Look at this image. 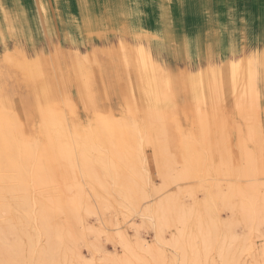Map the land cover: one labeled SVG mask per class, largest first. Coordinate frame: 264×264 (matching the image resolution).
Instances as JSON below:
<instances>
[{"label":"rangeland","instance_id":"1","mask_svg":"<svg viewBox=\"0 0 264 264\" xmlns=\"http://www.w3.org/2000/svg\"><path fill=\"white\" fill-rule=\"evenodd\" d=\"M73 1L77 4L76 9L71 10L73 9L70 7L71 5H66V11L74 12L79 17V23L75 24L77 29L80 28L76 39V49H70L63 36V30H61L56 15L57 0H8L11 5L10 14L18 24V36L13 39H5L3 43L0 40V132L3 136L7 135L6 141L9 144V139L14 138L11 133L16 129L14 135H19V142L27 144V150L30 149L31 153L28 152L29 150L26 151V148L19 149L18 143L11 146L7 144L10 147L9 150L5 143L0 142V199L5 201H13L19 197H21L19 199H23V197L26 199L30 194L31 196L28 198H33L29 200L36 199L35 201L38 200V202L42 200L51 205H57L58 200L61 201L64 205L62 210L68 211L66 212L68 214L66 215L61 210L53 218V222L57 223L62 230H70V232L68 248L59 250L56 254L58 264H154L156 256H161L159 264H264L263 203L256 204L255 212H259L260 218L255 221L252 217L253 210L248 211L249 215L246 219H243L241 214L233 208L235 213L230 210V206L241 204L243 197L240 193L243 190H247L250 186L253 188L252 184L254 183L259 185L264 183V67H257L253 76L249 74V69L247 71L244 68H240L241 71L230 69L226 79L222 72L216 73L221 67L219 62H223L221 44L224 39L230 46L227 54L229 60H236L238 57L237 60L241 58V61L239 60L241 63L244 54L252 53L260 40L264 41V0H152L155 6H158V11L155 9V13H157L156 16L160 19L163 28L174 37L167 44L164 43L167 49L164 44L161 47L158 43H150L152 55L163 63L165 69L167 67L165 73L168 71L172 77L169 81L171 84L168 81H162L165 80V74L163 75L164 79H162L163 76L159 77L161 81L158 79L154 82L155 84H149V92L147 88H141L138 83V64L135 55L121 50L119 41L109 31L114 29V25L111 27L112 25L107 19L115 4L114 0ZM123 1L127 2L128 0ZM136 1L139 4L138 7L141 8L143 0ZM187 9L198 10V14L203 13L204 16L202 19L205 21L202 28L197 25L193 33L186 31ZM97 14L104 18L101 26L95 22ZM149 24L148 27L151 29V24ZM162 36L164 34L161 32L160 41H162ZM4 45H7L8 48L7 46L4 48ZM98 47L100 48L98 49ZM178 48L179 52L177 53ZM5 50L7 55H5ZM122 54L124 55L122 56ZM10 55L11 58H8ZM88 60L91 61L88 62ZM262 62L264 66V61ZM181 69L182 71L184 69L183 73ZM244 70L248 75L245 73L243 75H247L248 78L243 77L242 71L244 72ZM39 78L42 81L44 79L45 86L43 82L41 84L46 87L45 91L49 93L48 98H40L39 101L46 112H49L50 118H53L54 122V128H50L47 133L43 132L42 128H44V122L47 126L48 117H43L42 113L44 112L41 111L43 108L41 106L39 108L33 98L35 93H32L34 86H37L38 89L42 87ZM243 78L244 80H242ZM245 80H248V83ZM243 81L245 87L247 86L246 89L243 88ZM158 82L167 85L168 90ZM48 83L50 86H53L54 83L53 87H56L54 90L56 93L52 91L54 88L48 86ZM160 85L161 88H159ZM151 91L156 92L152 94ZM53 98L55 100H52ZM33 103L34 106L31 105ZM74 105L75 107L72 108ZM62 106L64 107L62 108ZM59 112L63 113V116H60ZM102 115L105 117L100 119ZM66 116L67 118H64ZM123 116L124 118L121 119ZM205 116L206 119H204ZM167 117L169 121L166 119ZM121 120H125V122H121ZM112 121L115 122L114 128L121 129L123 127L122 131L114 129L115 134H111L113 126L111 127L109 124L108 127V122ZM179 121L182 126L177 124ZM65 123L67 128L63 126ZM119 123L124 124L120 126ZM130 123H133V126L132 124L129 126ZM135 123L139 129L137 134ZM167 123L170 126L168 128ZM171 123L173 126L177 124L175 128L178 129L171 127ZM210 123H212L211 126ZM161 124L162 126L164 124L167 136H169L168 133L170 134L168 139L163 137L164 142L160 141L162 136H166L164 133L162 136L160 134L163 131ZM94 128L97 133L94 132ZM169 128L170 130L167 132ZM205 128H208L206 129L208 131ZM174 129L175 132L172 131ZM124 130H127L125 133L128 134L125 135H128L127 137L130 139L125 138ZM178 130L181 131L178 132ZM181 132L183 135L180 134ZM85 134H89L88 137ZM177 134L183 138H178ZM119 135L120 137H118ZM173 135L177 137L174 139H178V142L173 139ZM204 135L206 136L204 137ZM143 137L144 139H141ZM118 139L123 144V146L120 145L123 147L124 155H127V159L124 157V161L123 157L120 158L124 155L123 152H120L122 147L118 145ZM182 139L183 143H186L185 147L183 143H179ZM141 140H143V147ZM165 140L170 144H166ZM164 144L166 146H163ZM192 144L195 147L192 148ZM161 147H166L165 152L167 153L163 152L164 149ZM191 148L192 150L195 148L194 152ZM187 149L190 150V154L192 152L193 157L190 156ZM110 150L114 152L113 157L109 153ZM116 150L122 155H115ZM101 151L104 153L99 154ZM128 151L130 156H134L135 159L127 154ZM134 152H139L136 154L139 159L133 154ZM156 155L159 159L156 158ZM81 156L83 158L89 156L88 161L86 159L84 161L88 162L87 165L91 163V167L87 166V168L86 164L83 165ZM93 157H96V161ZM163 157L170 159L164 160ZM194 157L199 158L200 161ZM38 160L41 162L43 160L42 165ZM129 160L133 165L131 169L128 167L131 164ZM102 161L104 163L109 161V165ZM190 161H194V163ZM92 163L99 168L97 169ZM34 164L37 165V168ZM159 164H162V168L166 165V168L162 169ZM193 164H197L196 166H199L200 170L193 167ZM38 165H40V169H38ZM114 165L115 167H113ZM102 166H104L103 169ZM112 167L116 168V171ZM86 168H91L93 172L89 171L90 169L84 171ZM30 169L32 173H30ZM101 170H104L103 173ZM84 173L91 176H86ZM28 175H30V179ZM92 176L96 180L90 178ZM12 179L15 180L11 182ZM19 180L22 182L23 191L22 188L21 192L17 188V192H20L17 194L11 191L7 184L15 183L20 188ZM134 180L137 182V186L141 184L139 192H137L139 186L136 188L135 183H130ZM96 181L107 184L108 187L113 186L110 189H113L114 193L107 190V187L106 192L109 195L105 194L103 188L106 186H102V183H98L101 185L98 186ZM118 181L125 185L129 183V188L123 184L119 185ZM110 183L114 184L110 185ZM23 184L26 186L25 188H28L24 190ZM89 184L93 188H90ZM247 184L249 187H246ZM258 184H256L257 187ZM32 185L35 187H32L34 189L31 191ZM233 185L241 186L240 188H244L245 185V189L237 187L241 192L239 193L237 190L236 193ZM256 185L254 186L256 187ZM99 187H102V190ZM133 187L137 191L131 190L133 193L130 194L131 191L127 189H133ZM257 187L255 189H258ZM260 187L259 194L264 193L263 187L260 193ZM116 188L118 189L116 190ZM75 190L79 193L78 195L75 194ZM60 193L61 196H59ZM110 193L116 195V201L122 200L120 201L122 203H116ZM70 194L74 196L73 198L80 196L77 198L78 201L75 198L77 206L72 203L74 200L71 199ZM133 195L136 197L133 198ZM66 196L68 198H65ZM101 196L104 199H101ZM209 197L215 198V209ZM64 198L70 200L68 208ZM80 198L83 202L81 205L78 203ZM106 198L107 201H105ZM135 198L139 200L136 201ZM213 198L212 201H214ZM224 198L231 199L229 207H224ZM168 199L172 203L178 202L175 205L182 207L180 214L183 216L187 213L191 214L195 221L196 218L202 216L203 224L197 226L195 221H190L191 223L186 221L188 224L186 225L184 222L186 219L174 212L176 207L174 204V206L169 205ZM173 199H175L174 202ZM129 200L133 204H130ZM110 201L113 202L109 205ZM38 202L32 204L36 209L39 207ZM163 202H167L168 209L171 210L172 207L175 209L171 211L167 209L162 213L160 209L165 208V205L161 204ZM114 203L115 205H113ZM72 204L76 206L75 211L77 209V213L73 209L77 218L74 220L75 223L71 222L73 212L70 210L75 207ZM205 206L212 208L216 215L208 209L207 212H211L208 215H212V217L204 212L201 213L202 209L205 210ZM69 207L71 208L69 209ZM157 208H159V212L156 210ZM229 212L232 214L230 215ZM195 213L200 215L195 216ZM15 214L17 215L14 217L16 221L19 218L23 219L20 213ZM215 216L216 219H214ZM0 220L4 223V229L0 231V244L4 246L20 244L25 247L22 257L12 259V264H45L41 260V251L47 244L46 239L44 236L38 235L34 223L26 222L23 219L24 225H20L21 228L18 229L11 222V215L5 214L3 218L0 217ZM206 220L208 221L206 222ZM222 222H225V226ZM29 230L34 232L31 248L25 244L27 237L24 232Z\"/></svg>","mask_w":264,"mask_h":264},{"label":"bare ground","instance_id":"2","mask_svg":"<svg viewBox=\"0 0 264 264\" xmlns=\"http://www.w3.org/2000/svg\"><path fill=\"white\" fill-rule=\"evenodd\" d=\"M57 8H55L56 9V15H57V17H58V20H59V22H60V27H61V30H63V36H64V38L66 39V41H67V46L71 49H76V45H77V35H78V31H79V29H77V27H75V24L77 25L78 23H79V17L73 12V13H71V12H69V11H66V5L67 6H70V7H72L73 9H71V10H74V9H76L75 7H76V3L73 1V0H57ZM114 5H113V7H112V10L110 11V14H108V20L110 21V24L112 25L111 27H113V25H114V29L112 28V30H109V31H111L112 32V34L116 37V40L117 41H119V47H120V49L121 50H123L125 53H128V52H130L131 54L133 53L135 56V58L137 59V64H138V71H137V78H138V83L140 84V87L141 88H143V89H145V88H147V90H148V92H149V84L150 85H152V84H155L154 82H156V81H158V79H160L159 77H161L162 78V76L165 74L166 75V77H165V80H162L163 82H165V81H170V79H171V75H169V73H168V71H166V73H165V70L167 69V67H166V69H165V67H163V63L162 62H159V60H157V59H155L154 58V56L152 55V53H151V50H150V43H152V44H159L161 47H162V45L166 42V44L168 43V41H170L171 40V38L172 37H174V35H172L170 32H168L166 29H164L163 28V25L161 24V21H160V19L158 18V16H156L157 15V13H155L156 12V10L155 9H157V11H158V6L156 5L155 6V4L153 3V1L152 0H146V1H144L143 0V3H142V7L140 8V7H138V5L139 4H137V1L136 0H128L127 2H124L123 0H114ZM199 3V2H198ZM10 11H11V5L9 4V2H8V0H0V40H1V43H3V40H5V39H13L15 36H18V24H17V21L15 20V18L13 17V16H11V14H10ZM161 13V12H160ZM153 15V16H152ZM103 21H104V18H103V16L102 15H99V14H97V15H95V22H96V24L98 25V26H101L102 24H103ZM160 21V22H159ZM151 24V29L148 27V24L149 23ZM46 23V22H45ZM127 23H128V26H127ZM148 23V24H147ZM149 24V25H150ZM146 25H147V28H146ZM94 31V30H93ZM161 32L164 34V36H162V41H160V37H161ZM81 33H82V31H81ZM100 33V32H99ZM90 34V33H89ZM98 35V34H97ZM79 36H82V34H79ZM101 36V35H100ZM55 37H56V35H55ZM183 37V36H182ZM189 37H190V35H189ZM47 38V37H46ZM57 39V38H56ZM55 42V41H54ZM107 42H109V41H107ZM113 42V41H112ZM14 43H15V41H14ZM13 43V44H14ZM88 43V42H87ZM84 44V43H83ZM90 44V43H89ZM118 44H116V45H118ZM166 44H164V46L166 47V49H167V46H166ZM61 45V44H60ZM94 45H95V43H94ZM7 46V45H6ZM5 45L3 46L4 48L6 47ZM98 46V45H97ZM104 46V45H103ZM67 47V48H68ZM106 47V46H105ZM117 47V46H116ZM7 48H8V46H7ZM79 48V47H78ZM97 48V47H96ZM100 47H98V49H99ZM109 48V47H108ZM197 48V47H196ZM230 48V46L228 45V42L226 41V39H224V42H222V44H221V52H222V63H220L219 62V64H220V68L218 69V72H216V73H221L222 72V74H223V77L226 79V75L228 74V71L230 70V69H232L233 71H238V70H240V68L242 69V68H244V69H247V71H248V69H249V74L250 75H254L255 73H256V71H257V67H264L263 66V62L262 61H264V41H261L260 40V42H259V44H257V48L255 47V49L253 50V52L252 53H249V54H247L246 53V55L244 54V57L243 56H241V57H243L242 58V63L240 62L241 61V58H239V60H237V58H236V60L234 59V60H229V58H228V56H227V54H228V49ZM119 49V48H118ZM164 49V48H163ZM245 50V49H244ZM6 51V50H5ZM81 51V50H80ZM99 51V50H98ZM102 51V50H101ZM177 51V53L179 52V48L176 50ZM186 51V50H185ZM77 52V51H76ZM122 52V51H121ZM173 52V51H172ZM187 52V51H186ZM245 52V51H244ZM243 52V53H244ZM82 53V52H81ZM120 53V52H119ZM205 53V52H204ZM217 53V52H216ZM8 53H7V51L5 52V55H7ZM233 54V53H232ZM77 55V54H76ZM79 55V54H78ZM84 55V54H83ZM88 55V54H87ZM107 55V54H106ZM124 54H122V56H123ZM129 55V54H128ZM120 56V55H119ZM214 56V55H213ZM233 56H235V55H233ZM7 57V56H6ZM88 58H89V55L87 56ZM103 57V56H102ZM106 57V56H105ZM206 57V56H205ZM211 57H212V54H211ZM8 58H11V55L8 57ZM123 58V57H122ZM122 58H120V60H122ZM235 58V57H234ZM108 59V58H107ZM133 59V58H132ZM219 59V58H218ZM135 60V59H134ZM12 61V60H11ZM72 61V60H71ZM89 61H91V60H88V62ZM93 61H96V60H94L93 59ZM220 61V60H219ZM16 62H18L17 60H16ZM78 62V61H77ZM87 62V63H88ZM100 62H101V64H102V61L100 60ZM110 62V61H109ZM211 62V61H210ZM68 63V62H67ZM76 63V62H75ZM127 63V62H126ZM66 64V63H65ZM73 64V63H72ZM90 64V63H89ZM104 64V63H103ZM110 64V63H109ZM68 65V64H67ZM71 65V64H70ZM90 65H92V64H90ZM89 65V66H90ZM108 65V64H107ZM125 65V64H124ZM242 65V66H241ZM259 65V66H258ZM262 65V66H261ZM8 66V65H7ZM69 66V65H68ZM104 66H106V65H104ZM119 66L121 67L122 65H120V61H119ZM246 66H248L249 68H247ZM92 67V66H91ZM102 67V66H101ZM109 67H111V66H109ZM126 67V66H125ZM246 67V68H245ZM18 68V67H17ZM81 68H82V66H81ZM15 70H16V68H14ZM72 69V68H71ZM77 69V68H76ZM79 69V68H78ZM103 69V68H102ZM126 69V68H125ZM184 69H185V67H184ZM184 69H183V71H184ZM82 70V69H81ZM128 70H130V69H128ZM69 71V70H68ZM90 71V70H89ZM92 71H93V69H92ZM181 71H182V69H181ZM183 71H182V73H183ZM210 71V70H209ZM241 71V70H240ZM246 70H244V72L242 71V75H243V73H245V74H247L246 72H247ZM110 72H111V70H110ZM11 73V72H10ZM16 73H17V71H16ZM69 73V72H68ZM103 73H104V71H103ZM184 73H186V72H184ZM237 73V72H236ZM9 74V73H8ZM21 74V73H20ZM94 74V73H93ZM111 74V73H110ZM239 74H241V73H239ZM182 75V74H181ZM185 75V74H184ZM241 75V76H242ZM248 75V74H247ZM247 75L246 76H244L243 75V77H247ZM109 76V75H108ZM74 77V76H73ZM20 78H21V76H20ZM26 78V77H25ZM54 78V77H53ZM75 78V77H74ZM179 78V77H178ZM186 78V77H185ZM248 78V77H247ZM247 78H245V79H247ZM40 80L39 81H41L40 82V85L42 86V82L44 81V79H43V81H42V79L41 78H39ZM55 79V78H54ZM162 79H164V76H163V78ZM242 80H244V78L242 79ZM12 81V80H11ZM13 81H15V80H13ZM22 81V80H21ZM24 81V80H23ZM160 81H161V79H160ZM159 81V82H160ZM247 81V83H248V80H245V82ZM158 82V83H159ZM17 83V82H16ZM157 83V84H158ZM162 83V82H161ZM161 83H159V84H161ZM170 83V82H169ZM187 83V82H186ZM247 83H246V85H247ZM23 84H25V83H23ZM22 84V85H23ZM45 84H46V82H45ZM45 84H44V82H43V85L45 86ZM49 84V83H48ZM52 84V83H51ZM164 84V83H163ZM167 84V83H166ZM171 84V83H170ZM169 84V85H170ZM200 84V83H199ZM243 85H244V81H243V83H242ZM39 85V84H38ZM162 85V84H161ZM161 85H160V87L159 88H161ZM24 86V85H23ZM26 86V85H25ZM31 86V85H30ZM34 86V85H33ZM44 86H42V87H44ZM48 86H50V84L48 85ZM52 86V85H51ZM50 86V87H51ZM53 86H54V83H53ZM51 87V88H54L52 91H54L55 89H56V87ZM159 86V85H158ZM162 86H164L165 88H166V86H165V84L164 85H162ZM171 86V85H170ZM242 86V85H241ZM42 87L40 88V89H38V87L37 86H34L33 87V94L35 93V97H33L34 98V101L38 104V106H39V108H40V106L42 107V103L39 101V99L41 98V99H45V98H48V96H49V93H48V91L46 92L45 91V88L46 87H44L43 89H42ZM49 87V88H50ZM74 87V86H73ZM76 87V86H75ZM187 87V86H186ZM245 87V85L243 86V88ZM247 87V86H246ZM246 87H245V89H246ZM23 88V87H22ZM26 88V87H25ZM153 88V87H152ZM165 88H163V89H165ZM188 88V87H187ZM186 88V89H187ZM167 89V88H166ZM184 89V88H183ZM189 89V88H188ZM50 90V89H49ZM91 90H92V88H91ZM150 90H152V89H150ZM154 90H156V89H154ZM168 90V89H167ZM28 91V90H27ZM139 91V90H138ZM141 91V90H140ZM139 91V92H140ZM164 91H166V90H164ZM50 92H51V90H50ZM146 92V91H145ZM156 92V91H155ZM155 92H153V91H151L150 93H155ZM161 92H163L162 90H161ZM184 92V91H183ZM54 93H56L55 91H54ZM160 93V92H159ZM166 93V92H165ZM51 94V93H50ZM53 94V93H52ZM158 94V93H157ZM156 94V95H157ZM161 94V93H160ZM164 94V93H163ZM162 94V95H163ZM167 94V93H166ZM56 95V94H55ZM79 95V94H78ZM92 95H94V94H92ZM140 95H143V94H140ZM150 95V94H149ZM167 95H169L170 96V94H167ZM166 95V96H167ZM204 95V94H203ZM53 96V95H52ZM51 96V97H52ZM129 96V95H128ZM151 96H153V95H151ZM163 96H165V95H163ZM15 97V96H14ZM22 97V96H21ZM55 98H56V96H54ZM58 97V96H57ZM31 98V97H30ZM143 98H144V96H143ZM169 98V97H168ZM188 98V97H187ZM22 99V98H21ZM129 99V98H128ZM52 100H55L54 98L52 99ZM79 100H80V98H79ZM190 100V99H189ZM33 101V102H34ZM165 101H166V99H165ZM58 103V102H57ZM31 105H33L34 106V103L33 104H31ZM60 105V104H59ZM61 105H63V104H61ZM27 107V106H26ZM28 107H29V105H28ZM64 106H62V108H63ZM75 107V105L72 107V108H74ZM82 107V106H81ZM43 108V107H42ZM34 109V108H33ZM132 109V108H131ZM65 110V109H64ZM141 110V109H140ZM42 112H44V113H42V115H43V117H48V119L46 120V125L47 126H45V122H44V128H42V130H43V132H46L47 133V131H49L50 130V128H54L53 127V124H54V122H53V118L51 119L50 117V114H49V112H46V110L43 108V110H41ZM88 111V110H87ZM62 112H63V110H62ZM65 112V111H64ZM70 112V111H69ZM104 112V111H103ZM103 112H101V113H103ZM137 112V111H136ZM60 113V116L63 114H61V112H59ZM75 113V112H74ZM135 113V112H134ZM133 113V114H134ZM182 113V112H181ZM66 114V113H65ZM104 114V113H103ZM137 114V113H136ZM135 114V115H136ZM159 114V113H158ZM91 115V114H90ZM131 115H132V113H131ZM148 115V114H147ZM182 115V114H181ZM197 115V114H196ZM63 116V115H62ZM98 116V115H97ZM103 116L105 117V115H102V117L100 118V119H102L103 118ZM137 116H138V114H137ZM150 116V115H149ZM158 116V115H157ZM184 116V115H183ZM182 116V117H183ZM72 117V116H71ZM76 117V116H75ZM93 117V116H92ZM115 117H116V115H115ZM158 117H160V116H158ZM169 117V116H168ZM168 117L166 118L168 121H169V119H170V117H169V119H168ZM173 117V116H172ZM187 117V116H186ZM64 118H67V116L66 117H64ZM63 118V119H64ZM95 118H99V117H95ZM124 118V116L123 117H121V119H123ZM138 118V117H137ZM192 118H193V116H192ZM198 118V117H197ZM62 119V120H63ZM100 119H99V121H100ZM104 119H106V118H104ZM133 119V118H132ZM135 119H136V116H135ZM152 119V118H151ZM186 119V118H185ZM204 119H206V116H205V118ZM74 120H75V118H74ZM113 120H114V118H113ZM155 120V119H154ZM161 120V119H160ZM159 120V121H160ZM166 120V121H167ZM172 120V119H171ZM171 120H170V122H171ZM189 120V119H188ZM71 121V120H70ZM129 121V120H128ZM144 121V120H143ZM167 121V122H168ZM182 121V120H181ZM181 121H179V123L177 122V124H181ZM205 121V120H204ZM63 122H64V120H63ZM62 122V123H63ZM120 122V121H119ZM121 122H125V120L123 121V120H121ZM136 122V121H135ZM161 123H163L162 121H160ZM190 122H191V119H190ZM208 122V121H207ZM42 123H43V121H42ZM69 123V122H68ZM96 123V122H95ZM112 123V124H111ZM114 123L115 122H108V127H109V124H110V126L112 127V129H113V131H111L112 133L111 134H115L114 133ZM129 123V122H128ZM138 123V122H137ZM175 123V122H174ZM193 123H195V122H193ZM120 124V123H119ZM124 124V123H123ZM123 124H120V126H123ZM125 124H127V123H125ZM131 124H132V126H133V123H130L129 124V126H131ZM168 124V123H167ZM167 124H166V126H167ZM172 124V123H171ZM177 124H176V126H177ZM204 124H206V126H208V124L206 123V122H204ZM211 124L212 123H210V126H211ZM63 126H65L66 127V123L65 124H63ZM76 126H77V124H76ZM119 126V127H120ZM139 126H140V124H139ZM145 126H147V124H145ZM175 126V124H174V126H173V124H172V126L171 127H176ZM181 126H182V124H181ZM205 126V127H206ZM209 126V127H210ZM48 127V128H47ZM111 127H110V130H111ZM125 127V126H124ZM135 127L137 128V126H136V123H135ZM161 127H162V132L160 133L161 134V136L163 135L162 133H164L166 136H160L162 139H160V141L162 140H164V138L166 137H170V134L168 133V135L169 136H167V134L165 133V131H166V128L164 129V124H163V126H162V124H161ZM168 127H170L169 126V124H168V126H167V128ZM178 127H180V126H178ZM67 128V127H66ZM65 128V129H66ZM97 128V127H96ZM96 128H94V132H96L97 130H95ZM99 128V127H98ZM123 128V127H122ZM121 128V129H122ZM133 128V127H132ZM135 128V130L137 131L136 132V134L138 133V128L136 129ZM146 128V127H145ZM212 128H213V126H212ZM30 129V128H29ZM69 129H71L70 127H69ZM91 130H93V128H90ZM89 129V130H90ZM116 129H120V128H116ZM115 129V130H116ZM120 129V130H121ZM175 129H178V128H175ZM172 130V131H176V130ZM200 129V128H199ZM206 129H208V128H205V130ZM211 129V128H210ZM209 129V131H210V134H211V130ZM259 130H260V128H258ZM9 130V129H8ZM28 130V129H27ZM80 130V129H79ZM83 130V129H82ZM88 130V131H89ZM119 130V131H120ZM128 130V129H127ZM127 130H124V136H125V138L128 136V135H125V134H128V133H125V131L127 132ZM169 130H170V128L168 129V131L167 132H169ZM10 131V130H9ZM16 129L11 133L12 135H13V137L14 138H11V139H9V144L7 143V141H6V136H3L2 134H1V132H0V142L3 144V143H5L6 145L8 144V145H13V144H16V143H18L17 145H18V148L19 149H23V148H26L25 150L26 151H28L29 153H31L30 152V149H28L27 150V144H22V142H19L20 141V137H18L17 135H14V133H16ZM57 131V130H56ZM81 131V130H80ZM117 131V130H116ZM122 131V130H121ZM120 131V132H121ZM133 131V130H132ZM160 131H161V129H160ZM181 131V130H180ZM179 130H178V132H180ZM206 131H208V130H206ZM206 131H204V132H206ZM218 131V130H217ZM216 131V132H217ZM31 132V131H30ZM41 132V131H40ZM66 132H67V130H66ZM79 132V131H78ZM178 132H176V133H178ZM182 132H183V130H182ZM182 132L180 133V134H182ZM200 130H199V135L201 136V134H200ZM68 133V132H67ZM86 133V132H85ZM91 133V132H90ZM92 133H93V131H92ZM97 133V132H96ZM95 133V134H96ZM147 133V132H146ZM173 133V132H172ZM171 133V134H172ZM174 134V133H173ZM206 134H207V132H206ZM209 134V133H208ZM209 134V135H210ZM213 135L215 134L214 132L212 133ZM47 135V134H46ZM72 135V134H71ZM78 135H79V133H78ZM84 135V134H83ZM86 135V134H85ZM87 135H89V134H87ZM86 135V137H88ZM93 135V134H92ZM97 135V134H96ZM117 135H118V133H117ZM121 135H122V132H121ZM183 135V134H182ZM48 136V135H47ZM67 136H68V138H69V134H67ZM97 136H99V135H97ZM113 136V135H112ZM115 136V135H114ZM113 136V137H114ZM138 136V135H137ZM139 136L141 137V135L139 134ZM159 136V135H158ZM157 136V137H158ZM174 136V135H173ZM177 136H178V134H177ZM206 135H204V137H205ZM72 137V136H71ZM78 137V136H77ZM86 137H85V139H86ZM93 137V136H92ZM118 137H120V135L118 136ZM117 137V138H118ZM139 137V138H140ZM157 137H155V138H157ZM164 137V138H163ZM176 136H174L173 137V139L175 138ZM181 137V136H180ZM179 136H178V138H180ZM124 138V137H123ZM122 138V139H123ZM128 139H130L129 137H127ZM159 138V137H158ZM177 138V137H176ZM181 138H183V137H181ZM193 138V137H192ZM201 138V137H200ZM199 138V139H200ZM208 138H211V137H208ZM70 139V138H69ZM94 139V138H93ZM121 139V138H120ZM120 139H118L119 141H117L118 142V145H120L121 143H120ZM141 139H144V137L143 138H141ZM168 139V138H167ZM170 139H172V138H170ZM80 140V139H79ZM95 140V139H94ZM98 140V139H97ZM127 140V139H126ZM158 140V139H157ZM175 140V139H174ZM178 140V139H177ZM177 140H175V141H177ZM180 140V139H179ZM184 140H185V138H184ZM184 140L182 139V141L181 142H179L180 144L181 143H183L184 142ZM74 141V140H73ZM142 141V147H143V140H141ZM169 141V140H168ZM190 141V140H189ZM194 141V140H193ZM196 141V140H195ZM89 142H91V141H89ZM111 142V141H110ZM164 142V141H163ZM171 142V141H170ZM178 142V141H177ZM201 142V141H200ZM74 143H75V141H74ZM93 143H94V141H93ZM96 143V142H95ZM127 143H128V141H127ZM138 143V142H137ZM136 143V144H137ZM165 143H166V140H165ZM169 142H167L166 144H168ZM173 143H174V141H173ZM176 143V142H175ZM103 144H104V142H103ZM170 144V143H169ZM168 144V145H169ZM184 144V143H183ZM183 144H182V146H183ZM186 144V143H185ZM185 144H184V147H185ZM1 145V144H0ZM7 145V146H8ZM110 145H112V144H110ZM114 145V144H113ZM122 146H123V144H121ZM120 145V146H121ZM152 145V144H151ZM193 145V144H192ZM191 145V146H192ZM97 146H99V145H97ZM114 146H116V145H114ZM119 146V147H120ZM121 146V147H122ZM133 146V145H132ZM140 146V145H139ZM140 146V149L142 148ZM161 146V145H160ZM159 146V147H160ZM163 146H166L165 144L163 145ZM1 147V146H0ZM9 147V146H8ZM106 147V146H105ZM118 147V146H117ZM118 147V148H119ZM129 147H131V146H129ZM136 147V146H135ZM170 147H172V146H170ZM170 147H169V149H170ZM193 147H195L194 145L192 146V148ZM98 148V147H97ZM108 148V147H107ZM132 148V147H131ZM134 148V147H133ZM147 148V147H146ZM162 148V147H161ZM187 148V147H186ZM189 148V147H188ZM192 148H191V150H192ZM1 149V148H0ZM91 149V148H90ZM122 149V151H120V152H123L122 154L124 155V151H123V147L121 148ZM149 149H150V147H149ZM162 149H164L163 150V152H165V149H166V147H164V148H162ZM195 149V148H194ZM193 149V150H194ZM9 150H10V147H9ZM8 150V151H9ZM78 150V149H77ZM87 150V149H86ZM98 150H99V148H98ZM97 150V151H98ZM103 150V149H102ZM105 150H107V149H105ZM113 150V149H112ZM112 150H110L111 152H109L110 153V155H112V157H113V153L114 152H112ZM126 150V149H125ZM141 150H143V148L141 149ZM161 150V149H160ZM167 150H168V148H167ZM166 150V151H167ZM192 150V151H193ZM19 151V150H18ZM21 151V150H20ZM93 150H91V152H92ZM100 151V150H99ZM114 151V150H113ZM135 151H137L136 149H135ZM152 151V150H151ZM168 151H170V150H168ZM186 151V150H185ZM187 151H188V153L190 152V150L189 149H187ZM196 151V150H195ZM11 152V151H10ZM13 152V151H12ZM22 152V151H21ZM20 152V153H21ZM89 152V151H88ZM94 152V151H93ZM116 152L117 153H115V155L116 154H118V155H122V154H119L120 152H118L117 150H116ZM144 152V151H143ZM142 152V153H143ZM146 152V151H145ZM162 152V151H161ZM194 152V151H193ZM23 153V152H22ZM82 153V152H81ZM101 153H104V152H100L99 154H101ZM137 153H139V152H134L133 154H137ZM165 153H167V152H165ZM171 153V152H170ZM170 153H168V155H170ZM11 154V153H10ZM83 154V153H82ZM81 154V155H82ZM86 154V153H85ZM127 154H129V151L127 152ZM144 154V153H143ZM142 154V155H143ZM190 154V153H189ZM194 154V153H193ZM91 155V154H90ZM154 155V154H153ZM127 156V155H126ZM125 155L124 156H121L120 158H122L123 157V161L125 160V158L127 159V157H126ZM129 156H130V154H129ZM132 156V155H131ZM130 156V157H131ZM137 156V158L139 159V157H138V155H136ZM144 156V155H143ZM190 156H192V152H191V154H190ZM196 156V155H195ZM27 157H28V155H27ZM82 157V156H81ZM83 157H84V154H83ZM82 157V158H83ZM89 156H87L86 158H83L82 160H83V165H85V167H87V166H89V167H91L90 165H91V163H90V165H87V158H88ZM116 157V156H115ZM114 157V158H115ZM125 157V158H124ZM132 157H134V156H132ZM145 157V156H144ZM155 157V156H154ZM153 157V159H156L157 158V155H156V158H154ZM193 157V156H192ZM29 158V157H28ZM96 157H93V159H95ZM98 158V157H97ZM110 158V157H109ZM118 158H119V156H118ZM147 158V157H146ZM165 157H163V159H164ZM84 159H86L85 161H84ZM89 159V158H88ZM92 159V160H93ZM105 159V158H104ZM107 159V158H106ZM105 159V160H106ZM133 159H135V157L133 158ZM141 159V158H140ZM145 159V158H144ZM157 159H159V158H157ZM156 159V160H157ZM167 158H165L164 160H166ZM170 159V158H169ZM169 159H167V160H169ZM191 159H193V158H191ZM194 159H198L199 160V158H195L194 157ZM30 160V159H29ZM32 160V159H31ZM39 160H41V159H39ZM38 160V162H39V164L40 165H42V162H43V160H44V158H43V160H42V162L41 161H39ZM102 160V159H101ZM110 160H112V158H110ZM118 160V159H117ZM116 160V161H117ZM121 159H119L118 161H120ZM197 160V162H199ZM45 161V160H44ZM90 161V160H89ZM94 161V160H93ZM95 161H96V159H95ZM130 161V160H129ZM140 161V160H139ZM145 161H146V159H145ZM196 161V160H195ZM34 162V161H33ZM37 162V163H38ZM99 162V161H98ZM97 162V163H98ZM103 162V161H102ZM109 162V161H108ZM108 162H105V163H107L108 164ZM122 162V161H121ZM128 162V161H127ZM126 162V163H127ZM131 162V161H130ZM156 162V161H155ZM159 162V161H158ZM161 162V161H160ZM164 162V161H163ZM169 162V161H168ZM189 162V161H188ZM191 163H194V161L192 162V161H190ZM35 163V162H34ZM95 163V162H94ZM96 163V164H97ZM104 163V162H103ZM104 163V164H105ZM112 162H110V164H111ZM124 163V162H123ZM129 163V162H128ZM127 163V164H128ZM196 163V162H195ZM33 164V163H32ZM44 164H45V162H44ZM93 164V163H92ZM101 164V163H100ZM113 164V163H112ZM116 164H117V162H116ZM138 164H140V163H138ZM143 164V163H142ZM165 164H167V162L165 161ZM197 164H199V163H197ZM196 164V165H197ZM202 164V163H201ZM34 165H36V164H34ZM40 165H38L39 166V168L38 169H40L41 167H40ZM94 165V164H93ZM109 165V164H108ZM129 165V164H128ZM128 165H126V166H128ZM130 165H132V162H131V164ZM128 166L130 169L131 168H133V165L132 166ZM160 165V167L162 168V164H159ZM169 165V164H168ZM194 166L193 167H197L195 164H193ZM95 166V165H94ZM94 166L92 167V169L94 168ZM101 166V165H100ZM121 166V165H120ZM126 166H124V168L126 167ZM164 166V165H163ZM33 168H34V166H32ZM43 167V166H42ZM44 167H46V166H44ZM96 167V166H95ZM103 167L104 166H102L101 168L103 169ZM113 167H115V165L113 166ZM112 167V168H113ZM135 168H136V166H134ZM32 168V169H33ZM36 168H37V165H36ZM88 168V167H87ZM84 169V171L86 170H89V171H91V172H93V170H91V168H89V169ZM97 168V167H96ZM99 168V167H98ZM97 168V169H98ZM109 168V167H108ZM119 168V167H118ZM166 168V165L164 166V168H162V169H165ZM194 168V169H195ZM199 170H200V168H199V166L197 167ZM44 169V168H43ZM42 169V170H43ZM47 169V168H46ZM106 169H107V167H106ZM114 170L116 169V168H113ZM126 169H127V167H126ZM129 169V170H130ZM161 169V170H162ZM31 170V169H30ZM120 170V169H119ZM134 170V169H133ZM199 170H197V171H199ZM27 171H29V169H27ZM47 171V170H46ZM102 171V170H101ZM104 171V170H103ZM103 171H102V173H103ZM116 171V170H115ZM114 171V172H115ZM160 171V170H159ZM196 171V170H195ZM207 171V170H206ZM208 171H209V169H208ZM90 172V173H91ZM220 172V171H219ZM30 173H32V170L30 171ZM87 173V172H86ZM89 173V172H88ZM117 173V172H116ZM203 173V172H202ZM27 174V173H26ZM85 174V173H84ZM104 174H106V173H104ZM38 175V174H37ZM86 175V174H85ZM106 175H109V174H106ZM5 176V175H4ZM29 176V179H30V175H28ZM86 176H91L90 174H87ZM25 177H27V176H25ZM40 177V176H39ZM16 178V177H15ZM33 178V177H32ZM32 178H31V180H32ZM88 178V177H87ZM90 178H95L94 176H92V177H90ZM21 179H22V177H21ZM27 179V178H26ZM42 179V178H41ZM92 179V180H93ZM129 179V178H128ZM132 178H130L129 180H131ZM13 180H15V179H12L11 180V182H13ZM17 180V179H16ZM31 180H30V182H31ZM94 180H96V179H94ZM93 180V181H94ZM20 181V180H19ZM114 181V180H113ZM116 181V183H117V180H115ZM16 182V181H15ZM21 182V181H20ZM41 182H43V181H41ZM120 181H118V183H119ZM130 182V181H129ZM33 183V182H32ZM32 183H30V184H32ZM96 183H97V185H98V181H96ZM95 183V184H96ZM102 183V182H101ZM101 183H99V184H101ZM115 183V182H114ZM114 183H112V184H114ZM126 183V182H125ZM128 183V182H127ZM131 184L132 183H135L134 185H136V183L137 182H135V180H134V182H130ZM103 184V183H102ZM111 183H110V185H112ZM120 184H123L122 182L121 183H119V185ZM256 184H258V183H254V184H252V187L253 188H251V186H250V188H248L247 190H243V189H245V185H244V188H240L239 186H237V187H239V189H242L243 191L241 192V190H240V192H239V189L236 187V185L234 186V187H236V188H234L233 187V189H234V192H235V189H236V193H237V190H238V192L240 193V195L243 197H240V198H242L241 199V204L239 205V206H230V200L228 199V198H224V201H223V205H224V207H229L230 206V210H231V212L233 211V210H236V211H238L240 214H241V216L243 217V219H246V217H248V215H249V212L248 211H250V210H253V212H252V217H253V219H254V221L255 220H257V219H259L260 218V216L258 215L259 214V212H255V209H256V204L258 203V202H262L263 203V207H264V196H263V194L264 193H261L262 191L261 190H263L262 189V187L264 188V183L263 184H261V185H259V186H261L260 188V193L262 194H259V186L257 187V185ZM8 185V187L11 189V191H13V192H16L17 194L18 193H20L21 191H20V189L22 188V182H21V184H19L21 187L19 188V186L17 185V184H13V183H10V184H7ZM90 185V184H89ZM93 185V184H92ZM106 187H105V186ZM124 186H126V188H129L128 187V185H129V183L128 184H123ZM123 185H121V186H123ZM254 185H256V187L258 188V189H255L256 187L254 186ZM263 185V186H262ZM23 186H24V184H23ZM94 186V185H93ZM98 186H101V185H98ZM102 186H104L105 188H103V192H105V194L106 193H108V192H106V188L108 187V185L107 184H103ZM116 186H117V184H116ZM139 186V187H138ZM138 186L136 185V188L138 187V191L137 190H135L134 189V187H133V189L132 188H130V189H127L128 191L130 190H135V192L137 191V192H139V189H141V184L139 185L138 184ZM249 187V184H247L246 185V187ZM26 186H24V190L25 189H27V188H25ZM32 187H35V186H31V188ZM120 187V186H119ZM132 187V186H131ZM19 189V191L17 192V190ZM90 188H93L91 185H90ZM95 188V187H94ZM101 190H102V187H99ZM109 188V189H108ZM107 188V190H111L110 188H113V186L111 187H108ZM125 188V187H124ZM125 188V189H126ZM34 188H32V189H30L31 191L33 190ZM96 189V188H95ZM118 188H116V190H117ZM250 189V190H249ZM122 190V189H121ZM22 191H23V188H22ZM30 191V192H31ZM58 191V190H57ZM94 192H95V190H93ZM96 191H98V190H96ZM120 191V190H119ZM127 191V192H128ZM133 191H131L130 192V194H132L133 193ZM258 191V192H257ZM62 192V191H61ZM64 192H67V193H69L68 191H64ZM72 192V191H71ZM75 192H76V190H75ZM111 192H113L114 193V191H113V189L111 190ZM122 192V191H121ZM134 192V193H135ZM264 192V191H263ZM63 193V192H62ZM72 193H74V192H72ZM99 193H101V192H99ZM116 193H117V191H116ZM119 193V192H118ZM66 194V193H65ZM75 194H79V193H75ZM98 194V193H97ZM102 194V193H101ZM111 194V193H110ZM125 194V193H124ZM128 194H129V192H128ZM129 194V196H131ZM136 194V193H135ZM137 194H140V193H137ZM64 195V194H63ZM71 195V194H70ZM99 195V194H98ZM104 195V194H103ZM102 195V196H103ZM108 195H109V193H108ZM107 195V196H108ZM119 195H122V194H119ZM261 195V196H260ZM18 196H20V195H18ZM22 197L24 196V195H21ZM26 196V195H25ZM29 196H31L30 194L29 195H27V197H26V199H24V197H23V199H19V198H21V197H19L18 199L17 198H15V199H13V201H5V200H1L0 199V217L1 218H3L4 217V215L5 214H9V216L11 215V222L14 224V226L16 227V228H18V229H20L21 227H19L20 225H24V222H23V219H25L24 221H26V222H29V223H34L35 225H34V228H35V230H36V232L38 233V235H42V236H44L45 237V239H46V246L44 247V249L41 251V253H42V257H41V260H42V262L43 263H45V264H58L57 263V261H56V254H57V252L59 251V250H66L67 248H68V242H69V232H70V230H62L61 228H60V226H58L57 225V223H54L53 222V218L54 217H56L59 213H60V211L62 210V207H64V205H62V203H61V201L60 200H58L59 202H58V204L57 205H51V204H49L48 202H46V201H42V200H40V202H38V200L37 201H35L36 199H35V197H34V199L35 200H29V199H32V198H28ZM33 196V195H32ZM59 196H61V193H60V195ZM58 196V197H59ZM72 197H71V199L74 197L73 195H71ZM100 196V195H99ZM101 196V199L105 196H103L102 197ZM111 196H113L114 198H112V199H114L115 201L117 200L116 198H115V196L116 195H112L111 194ZM123 196V195H122ZM262 196H263V198H262ZM80 196H78V197H75L76 199L77 198H79ZM120 197V196H119ZM134 197H136V195L134 196L133 195V198ZM139 197V196H138ZM137 197V198H138ZM28 198V199H27ZM60 198V197H59ZM65 198H68L67 196L65 197ZM65 198H64V201H66L67 202V208H68V205L70 204L69 202H70V200H65ZM75 198H73L72 200H74L72 203H75ZM99 199H100V197H98ZM105 198V197H104ZM103 198V199H104ZM117 198H118V196H117ZM130 198V197H129ZM175 198V197H174ZM210 198V197H209ZM212 198L213 197H211L210 199H211V202H213V203H211L212 204V206L214 205H216V203H214V202H216L214 199L215 198H213V200L214 201H212ZM61 199V198H60ZM63 199V198H62ZM100 199V200H101ZM111 199V198H110ZM119 199V198H118ZM131 199H132V197H131ZM136 199V198H135ZM134 199V200H135ZM171 199V198H170ZM170 199H168L167 201H169ZM82 199L80 198L79 199V201L80 202H78L80 205H81V203H83L82 201H81ZM139 199H136V201H138ZM223 200V199H222ZM77 201H78V199H77ZM105 201H107V198L105 199ZM120 201H122V200H120ZM120 201H116V203L117 202H120ZM130 201V200H129ZM128 201V202H129ZM171 201V200H170ZM169 201V202H170ZM173 202L175 201V199H173L172 200ZM34 202H38L39 203V207H38V209H36L35 207H33L32 206V204L34 203ZM113 202V201H112ZM111 201H110V203H109V205L112 203ZM165 202V201H164ZM161 203V204H164L165 205V208H163V209H160V211H162V213H164V212H166V210L168 209V206L169 205H175V203L177 202V201H175V203H172V202H170V204H169V202H168V206L166 205L167 204V202L166 203ZM69 203V204H68ZM122 202H120V203H118V204H121ZM130 204H133V202H129ZM172 203V204H171ZM209 203V204H210ZM103 204H104V201H103ZM105 204H107L108 205V203H106L105 202ZM160 204V205H161ZM177 204H178V202H177ZM176 204V205H177ZM75 205H76V203H75ZM75 205H73L72 204V206H75ZM79 205V206H80ZM106 205V206H107ZM113 205H115V203L113 204ZM135 205H137V204H135ZM173 205V206H174ZM175 205V207H176V209L174 208V207H172L171 208V210H176V211H174L176 214H178V215H180V217L181 216H183V214H180V212L182 211L181 210V208L182 207H180L179 205H177L176 206ZM77 206V205H76ZM76 206L75 207H72V209L70 210L71 212H73V209H74V211H75V208H76ZM103 206H105V205H103ZM167 206V207H166ZM211 206V207H212ZM213 206V207H214ZM80 207H82V206H80ZM162 207H164V206H162ZM209 207H210V205H209ZM71 207H69V209H70ZM83 208V207H82ZM106 208H108V207H106ZM159 208H161L160 206H159ZM159 208H157L156 210L159 212ZM180 208V209H179ZM203 208H204V206H203ZM216 208V206L214 207V209ZM232 208H233V210H232ZM202 209V208H201ZM207 209H208V211H212L213 212V214H215L216 215V213H214L215 211L214 210H212V208H208V206H207V208H206V206H205V210L204 209H202V211H201V213H206V215H208V213L209 212H207ZM31 210V211H30ZM156 210H155V212H156ZM169 211H171L170 210V208L168 209ZM62 211H64L65 212V210L63 209ZM199 211V210H198ZM20 213L21 214V216H22V220H21V218H19L17 221L14 219V217H15V213ZM66 212H68V211H66ZM66 212H65V214H66ZM76 213H77V209H76V211H75ZM75 212H73L72 214L73 215H71V216H73V217H71L72 218V220H71V222H73L74 220H77V218H76V215L74 214ZM151 212V211H150ZM231 212H229L230 213V215L232 214ZM234 212V211H233ZM235 213V212H234ZM233 213V214H234ZM68 214V213H67ZM66 214V215H67ZM209 214H211V212L209 213ZM197 214L195 213V216H196ZM200 215V214H199ZM199 215H197V216H199ZM206 215H204V216H206ZM17 216V215H16ZM20 216V217H21ZM208 216H211L212 217V215H208ZM207 216V219L209 220V217ZM214 216V215H213ZM19 217V216H18ZM17 217V218H18ZM68 217H69V215H68ZM184 217V219H186L184 222L186 223V221L188 222V223H191V222H193V221H195V220H193V218L191 217V214H186L185 216H183ZM211 217H210V219H211ZM16 218V219H17ZM70 218V219H71ZM182 218V217H181ZM206 218V217H205ZM69 219V220H70ZM214 219H216V216L214 217ZM262 219H264V215L262 214ZM15 220V221H14ZM208 220H206V222L208 221ZM191 221V222H190ZM76 221H74V223H75ZM196 222H197V224H196ZM195 224L198 226V224H203V217L201 216V218L200 217H198V218H196V221H195ZM222 224L225 226V222H222ZM186 225H188L187 223H186ZM196 225H194V227H196ZM72 226H73V224H72ZM193 226V225H192ZM4 229V223H3V221H1L0 220V231L1 230H3ZM25 233V236L27 237V242L25 243L29 248H31L32 247V242H33V238H34V232H33V230L31 231V230H29V231H25L24 232ZM68 245V246H67ZM24 250H25V247L23 246V245H15V246H4V245H2V244H0V264H12V259H16V257H22V255H23V253H24ZM159 255V254H158ZM159 257H160V259H159ZM160 260H161V256H156V259H155V262H154V264H159L160 263ZM127 264V263H126Z\"/></svg>","mask_w":264,"mask_h":264},{"label":"crops","instance_id":"3","mask_svg":"<svg viewBox=\"0 0 264 264\" xmlns=\"http://www.w3.org/2000/svg\"><path fill=\"white\" fill-rule=\"evenodd\" d=\"M185 26L186 31L189 32H194L193 30L195 29V27H199L202 28V25L204 23L205 20H203L202 18H204L203 13L198 14V10L194 11V9L191 11L190 9L186 10V15H185Z\"/></svg>","mask_w":264,"mask_h":264}]
</instances>
